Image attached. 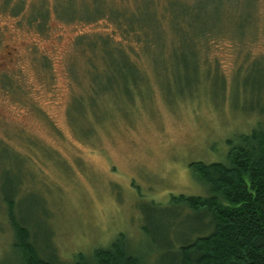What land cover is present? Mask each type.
I'll list each match as a JSON object with an SVG mask.
<instances>
[{
    "label": "rangeland",
    "instance_id": "374dc122",
    "mask_svg": "<svg viewBox=\"0 0 264 264\" xmlns=\"http://www.w3.org/2000/svg\"><path fill=\"white\" fill-rule=\"evenodd\" d=\"M167 5L190 9L195 36L132 56L140 68L97 72L91 94L78 40L113 28L95 16L123 7L157 20ZM41 8L48 18L31 21ZM255 11L257 0H0V264H18L12 191L55 264L92 261L120 235L141 264L172 261L210 223L172 202L212 193L191 163L226 162L264 129V36L245 22ZM207 30L216 37L196 38Z\"/></svg>",
    "mask_w": 264,
    "mask_h": 264
},
{
    "label": "trees",
    "instance_id": "16d2710c",
    "mask_svg": "<svg viewBox=\"0 0 264 264\" xmlns=\"http://www.w3.org/2000/svg\"><path fill=\"white\" fill-rule=\"evenodd\" d=\"M260 2L264 4V0H257V11L245 22L253 25L251 33L260 29L264 36V10L259 13ZM173 6H165L164 13H161L162 8L159 9L157 20L155 14L153 20L136 19V12L125 11L121 9L123 7L111 15L102 12L95 16H105L108 24L113 21V28L105 33H95L94 38L82 36L78 40L79 45L86 44L81 50L87 60L84 71L91 94L97 92V72L137 68L140 63L133 61L132 56L138 55L139 58L140 52H157L159 47L168 51L176 37L195 36L190 9H173ZM47 18L48 12L41 8L36 10L31 21L43 22ZM213 31L196 33V38L201 41L200 38H206L208 43L210 38L216 37ZM169 34L171 40L169 38L166 42L165 37ZM203 45L202 50L198 48L199 55L206 49ZM191 167L194 175L210 186L211 195L180 194L173 196L172 202L209 217L210 223L202 225L192 239L183 241L172 261L163 260L160 264H264V129L258 127L243 135L241 143L231 147L226 162L195 161ZM6 194L3 202L8 207L7 217L14 234L12 246L18 264H55L37 246L38 241L27 221L17 219L13 213L15 191ZM123 241L124 235H120L110 248H96L92 261L83 253L76 254L73 264H141V259L130 254ZM56 245L55 242L59 254Z\"/></svg>",
    "mask_w": 264,
    "mask_h": 264
}]
</instances>
